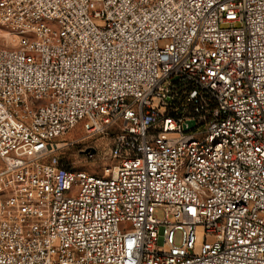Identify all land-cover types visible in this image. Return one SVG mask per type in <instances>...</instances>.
Listing matches in <instances>:
<instances>
[{"label": "built area", "instance_id": "1", "mask_svg": "<svg viewBox=\"0 0 264 264\" xmlns=\"http://www.w3.org/2000/svg\"><path fill=\"white\" fill-rule=\"evenodd\" d=\"M0 162V264H264V0H0Z\"/></svg>", "mask_w": 264, "mask_h": 264}, {"label": "rangeland", "instance_id": "2", "mask_svg": "<svg viewBox=\"0 0 264 264\" xmlns=\"http://www.w3.org/2000/svg\"><path fill=\"white\" fill-rule=\"evenodd\" d=\"M57 143L59 149L56 157L73 171L101 176L103 170L110 165L107 158L111 140L107 137H94L79 128ZM2 166L0 162V169ZM156 217L162 218V213L157 211ZM177 242H180V236L177 237Z\"/></svg>", "mask_w": 264, "mask_h": 264}]
</instances>
